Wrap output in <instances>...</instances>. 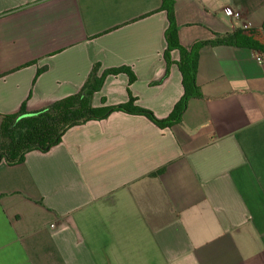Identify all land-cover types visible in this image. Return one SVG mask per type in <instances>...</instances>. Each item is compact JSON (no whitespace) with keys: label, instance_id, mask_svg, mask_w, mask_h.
<instances>
[{"label":"crops","instance_id":"crops-1","mask_svg":"<svg viewBox=\"0 0 264 264\" xmlns=\"http://www.w3.org/2000/svg\"><path fill=\"white\" fill-rule=\"evenodd\" d=\"M160 1L0 0V116L75 95L97 65L133 80L104 77L91 107L165 119L183 91ZM172 9L184 50L264 22V0ZM193 81L171 128L113 112L0 162V264H264V56L202 47Z\"/></svg>","mask_w":264,"mask_h":264},{"label":"trees","instance_id":"trees-1","mask_svg":"<svg viewBox=\"0 0 264 264\" xmlns=\"http://www.w3.org/2000/svg\"><path fill=\"white\" fill-rule=\"evenodd\" d=\"M172 4L173 0H161L158 9L159 12L165 14L167 23L163 34L165 48L162 60L167 68L170 52L176 51L178 56L175 65L183 93L165 119L156 120L149 112L134 107L130 97L124 105L103 107L101 100L100 107H91V97L100 89L104 77L121 73L125 75L128 83L133 80L130 72L121 68L101 72L97 76L96 72L99 68L97 65H93L81 89L75 95L60 99L35 113H24L22 109H19L14 115L0 116V162L13 166L19 164L27 152H47L59 143L61 136L70 128L84 125L90 121H103L113 112L144 117L159 130L171 128L173 125L179 124L187 100L200 98L193 81L199 49L206 46H231L232 48L248 49L264 56V22L259 30L236 29L232 34L194 43L188 50L182 49L176 40ZM160 173L161 170L150 176L155 177Z\"/></svg>","mask_w":264,"mask_h":264},{"label":"built area","instance_id":"built-area-1","mask_svg":"<svg viewBox=\"0 0 264 264\" xmlns=\"http://www.w3.org/2000/svg\"><path fill=\"white\" fill-rule=\"evenodd\" d=\"M234 19H237V15L236 14H233V16H232ZM254 61L258 64V63H260L261 61H260V56H257L256 58H254Z\"/></svg>","mask_w":264,"mask_h":264}]
</instances>
